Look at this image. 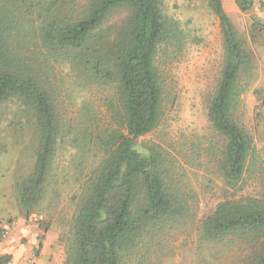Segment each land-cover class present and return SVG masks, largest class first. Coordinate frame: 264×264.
I'll use <instances>...</instances> for the list:
<instances>
[{
  "label": "trees",
  "instance_id": "trees-1",
  "mask_svg": "<svg viewBox=\"0 0 264 264\" xmlns=\"http://www.w3.org/2000/svg\"><path fill=\"white\" fill-rule=\"evenodd\" d=\"M235 1L244 13L253 7L251 0ZM208 3L220 21L224 58L207 119L222 139L216 169L229 190L238 191L255 153L253 138L233 116L251 58L223 1ZM252 30L264 31V24ZM188 44L162 0H0V106L16 101L39 136L33 171L17 187L28 213L47 195L66 130L50 75L64 65L84 86L114 90L108 100L112 131L101 138L102 161L85 183L68 264H128L151 238L190 215L194 192L175 181L167 152L135 143L160 126L163 69ZM200 235L204 243L241 240L254 253L245 264H264V200L222 202L203 219ZM11 261V255L0 256V264Z\"/></svg>",
  "mask_w": 264,
  "mask_h": 264
},
{
  "label": "rangeland",
  "instance_id": "rangeland-1",
  "mask_svg": "<svg viewBox=\"0 0 264 264\" xmlns=\"http://www.w3.org/2000/svg\"><path fill=\"white\" fill-rule=\"evenodd\" d=\"M162 1L164 14L180 23L189 44L179 60L172 59L163 69L167 89L160 126L135 143L166 151L175 181L193 191L194 197L185 221L151 238L149 247L128 264H245L254 253L243 241L204 243L200 227L224 201L264 200V31L252 30L254 23L258 28L264 24V0H251L253 7L246 13L235 0H222L251 58L241 105L233 116L253 138L255 153L238 191L229 190L216 169L222 139L207 119L208 101L224 58L219 18L208 0ZM50 77L66 130L57 147L47 195L30 213L22 207L17 187L33 171L39 136L16 101L0 106V256L11 255L10 264L69 263L85 183L102 161L101 138L113 127L108 109L112 86H84L64 65Z\"/></svg>",
  "mask_w": 264,
  "mask_h": 264
},
{
  "label": "crops",
  "instance_id": "crops-1",
  "mask_svg": "<svg viewBox=\"0 0 264 264\" xmlns=\"http://www.w3.org/2000/svg\"><path fill=\"white\" fill-rule=\"evenodd\" d=\"M227 13V12H226ZM229 16V15H228ZM232 21V20H231Z\"/></svg>",
  "mask_w": 264,
  "mask_h": 264
}]
</instances>
